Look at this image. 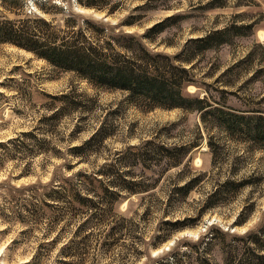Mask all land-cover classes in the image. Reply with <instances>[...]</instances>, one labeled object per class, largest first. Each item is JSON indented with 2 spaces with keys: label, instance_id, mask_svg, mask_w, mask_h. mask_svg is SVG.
I'll list each match as a JSON object with an SVG mask.
<instances>
[{
  "label": "rangeland",
  "instance_id": "1",
  "mask_svg": "<svg viewBox=\"0 0 264 264\" xmlns=\"http://www.w3.org/2000/svg\"><path fill=\"white\" fill-rule=\"evenodd\" d=\"M21 1L0 0V21L16 19L9 12L13 7L19 19L32 11L50 21L34 5L39 1ZM53 1L94 22L107 23L117 35L142 36L152 26L180 16L162 34H151L152 43L145 42L155 54L178 55L192 39L226 30V44L198 53L193 65L185 66L192 68L199 82L186 92L198 97L237 95V99L228 96V107L264 110V0H161L143 10L139 7L153 0H107L113 15L84 10L76 0ZM132 16L140 18L132 27H125ZM60 96L66 98H53ZM123 98L121 92L95 91L75 75L53 71L31 53L0 44V145L5 144L0 146V264H156L170 257L177 264L215 263L222 261L223 252L244 249L250 242L249 233L264 234V150L211 127L216 153L219 151L214 161L199 113H142L122 104ZM90 99L93 102L88 104ZM65 101L91 106L93 112L59 111ZM58 111L60 115L50 118ZM106 119L115 126L114 133L97 145V152L87 154L74 172L117 161L118 174L142 179L153 189L131 196L125 193L118 204L120 213L109 214L104 221L94 218L88 236L80 234L85 240L77 239L76 248L63 253L61 248L76 231L80 218L67 226H55L40 214L24 216L19 202L23 186L38 180L48 182L57 166L77 160L71 155L44 158L33 147L43 138L66 153L69 146L88 141ZM78 127L80 131H76ZM22 132L33 135L24 137ZM152 138L169 147L196 141L200 146L190 153L193 160L188 165L189 156L181 166L163 171L152 145L133 147ZM23 146H29L28 156ZM138 154L146 158L148 168L137 164ZM200 173L205 174L202 180L181 196L176 188ZM241 177L250 184L238 191L227 186L210 199L217 184ZM175 222L186 225L176 228ZM112 227L115 233L109 236ZM262 240L256 246H264ZM195 259L200 260L195 263Z\"/></svg>",
  "mask_w": 264,
  "mask_h": 264
},
{
  "label": "trees",
  "instance_id": "2",
  "mask_svg": "<svg viewBox=\"0 0 264 264\" xmlns=\"http://www.w3.org/2000/svg\"><path fill=\"white\" fill-rule=\"evenodd\" d=\"M8 1L14 4L23 2ZM37 1L40 4L35 2L34 5L41 14L51 17L50 21L37 16L32 11L24 19H19L20 14L13 7V10L10 9L9 12L16 19L11 22L0 21V44L16 46L31 53L39 61L46 62L53 71L75 75L95 91L121 92L124 95L122 104L136 108L142 113L156 110H183L199 113L204 129L208 133L207 144L213 158L219 154V151L217 149L216 153L211 127L226 131L231 136L241 138L264 150V110H237L228 107L226 102L229 100L228 96L237 99V95L215 98L214 96H193L186 92L189 87L198 86L199 82L192 74V68L187 69L185 66H192L198 53L204 54L207 50L220 48L226 44L227 41L223 39L226 30L211 32L192 39L178 55L167 56L148 50L145 42L152 43L151 34H162L166 26L176 22L180 16L170 17L152 26L142 36H130L124 33L117 35L116 29L111 28L107 23L94 22L85 15L75 14L72 7L58 6L53 0ZM75 2L84 10L88 9L97 13L104 11L107 15H113L114 12L108 9L107 0H76ZM154 2H161V0H153L139 8L146 9L150 3ZM167 9L169 7H165V10ZM59 17L60 21H57ZM136 18L135 20L132 16L124 26L132 27L140 17ZM224 92L226 91L221 93L224 94ZM53 98L60 101L66 97ZM88 101L90 104L93 99ZM62 104L64 106H61L59 111L64 110V113L72 110L73 113L75 111L89 114L93 112V107H86L81 103L65 101V104ZM59 111L53 113L50 118L60 115ZM114 128L115 126L108 119L102 121L96 133L88 141L77 146H69L66 153L52 147L47 139L40 138L34 144L33 149L38 156L66 158V155H71L77 160L76 164L65 160L63 164L57 166L48 182L38 180L31 185L23 186L21 189L23 197L19 202L24 216L34 218L35 215L40 214L41 218L51 220L55 226H67L80 218L76 231L66 239L61 248L63 253L71 252L76 248L77 239L79 241L82 239L80 234L83 233L84 238L88 236L94 218L103 220L109 214L120 213L118 204L126 196L125 193L131 196L153 189L152 186L143 184L142 179H129L124 173L118 174L117 161L104 163L92 171L78 169L74 172L77 164L80 165L82 161H85L87 154L97 152V145L111 136ZM76 131H80V128L78 127ZM20 135L29 137L33 134L22 132ZM2 145L5 144L1 143L0 146ZM151 145L154 147L152 149L154 154L160 157L163 171L181 166L190 153L200 146L196 141L169 147L156 143V140L152 138L133 147L142 148ZM28 147L22 148L25 149L27 156L31 151ZM187 159L188 165V162L193 159L190 156ZM136 161L142 169L149 167L146 158L141 154L137 155ZM60 169L61 172H59ZM28 174L30 172H26V175ZM204 175L200 173L186 180L184 185L176 188L177 192L181 193V196L189 193ZM249 184V179L245 177L228 179L225 183H219L214 187L210 199L221 194L227 186L234 187L238 191ZM36 208H41V211ZM174 225L176 228H182L186 223L175 222ZM114 229L115 227L110 229L109 236L115 233ZM211 236L212 239L214 234ZM261 237H264V234L260 231L256 234L249 233L247 238L250 242L244 249L242 247L241 251L236 249L232 250V253L223 252L221 262L212 263L206 260L200 263L198 261V264H264V246H256L259 238L263 239L264 243V238ZM54 240H57L56 237ZM197 260L200 259H195V263ZM161 261L164 263L159 261L160 263L156 264L178 263L172 257Z\"/></svg>",
  "mask_w": 264,
  "mask_h": 264
},
{
  "label": "bare ground",
  "instance_id": "3",
  "mask_svg": "<svg viewBox=\"0 0 264 264\" xmlns=\"http://www.w3.org/2000/svg\"><path fill=\"white\" fill-rule=\"evenodd\" d=\"M1 255V254H0Z\"/></svg>",
  "mask_w": 264,
  "mask_h": 264
}]
</instances>
